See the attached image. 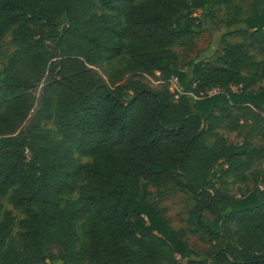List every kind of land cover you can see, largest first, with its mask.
Segmentation results:
<instances>
[{"label": "trees", "instance_id": "obj_1", "mask_svg": "<svg viewBox=\"0 0 264 264\" xmlns=\"http://www.w3.org/2000/svg\"><path fill=\"white\" fill-rule=\"evenodd\" d=\"M218 8L241 39L182 64L196 11ZM243 14L235 0H0V264H264V0ZM167 184L192 197L186 227L149 199ZM188 233L208 237L203 259Z\"/></svg>", "mask_w": 264, "mask_h": 264}, {"label": "rangeland", "instance_id": "obj_2", "mask_svg": "<svg viewBox=\"0 0 264 264\" xmlns=\"http://www.w3.org/2000/svg\"><path fill=\"white\" fill-rule=\"evenodd\" d=\"M236 4H240L243 8V15L247 14L250 0H235ZM226 9L218 8L213 12L214 18L209 19L204 17L199 11L200 27L196 37L193 40L192 46H175L174 50L178 53L179 61L185 64L188 60H213L222 50L221 38L224 37L227 41H239L241 38L235 32L240 28V24H236L231 28H227L224 23L226 17ZM9 37L5 42H8ZM8 51H12L13 47L6 43ZM1 61V58H0ZM146 80V79H145ZM219 133L224 135L229 142H238L241 136L235 132L229 131L227 128H222ZM264 144V142H262ZM82 160H85L83 158ZM264 170V164L262 165ZM231 182V178L228 179ZM248 186H251L249 183ZM231 193L237 194L240 190L245 189V185L242 183L231 182L228 185ZM150 196L149 199L156 203L160 208L162 214L168 221L169 225L173 229L179 227H186V217L189 208L191 207L193 200L191 195L181 192H173L170 190V185L160 186L158 188L149 187ZM8 207H10L8 205ZM186 241L190 248L195 252L198 258L203 259L204 254L207 252L210 246L208 237L204 234H191L188 233ZM55 251V250H54ZM178 264H190L185 259H178Z\"/></svg>", "mask_w": 264, "mask_h": 264}, {"label": "built area", "instance_id": "obj_3", "mask_svg": "<svg viewBox=\"0 0 264 264\" xmlns=\"http://www.w3.org/2000/svg\"><path fill=\"white\" fill-rule=\"evenodd\" d=\"M168 87L172 92L175 90L179 91V88L177 87V79L175 77L170 79Z\"/></svg>", "mask_w": 264, "mask_h": 264}]
</instances>
